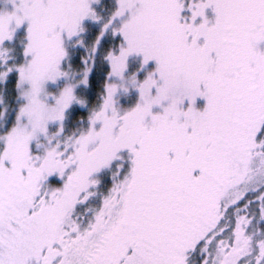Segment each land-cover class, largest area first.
<instances>
[{
	"label": "snow or ice",
	"instance_id": "snow-or-ice-1",
	"mask_svg": "<svg viewBox=\"0 0 264 264\" xmlns=\"http://www.w3.org/2000/svg\"><path fill=\"white\" fill-rule=\"evenodd\" d=\"M0 264H264V0H0Z\"/></svg>",
	"mask_w": 264,
	"mask_h": 264
}]
</instances>
